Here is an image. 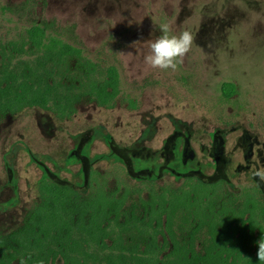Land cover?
<instances>
[{
  "label": "rangeland",
  "instance_id": "rangeland-1",
  "mask_svg": "<svg viewBox=\"0 0 264 264\" xmlns=\"http://www.w3.org/2000/svg\"><path fill=\"white\" fill-rule=\"evenodd\" d=\"M34 25L116 65L122 91L113 109L84 100L70 120L39 108L0 117V235L23 225L43 180L88 195L95 172L110 192L120 196L129 188L130 207L149 198L142 187L147 179L157 190L182 181L181 150L170 140L176 132L192 134L211 178L223 177L202 152L211 135L245 129L264 135V0H0V43ZM161 25L169 36L189 31L194 37L175 70L144 62ZM224 83L237 87L229 100ZM167 161L177 172L162 171ZM229 176L225 191L251 185L246 175Z\"/></svg>",
  "mask_w": 264,
  "mask_h": 264
},
{
  "label": "trees",
  "instance_id": "trees-1",
  "mask_svg": "<svg viewBox=\"0 0 264 264\" xmlns=\"http://www.w3.org/2000/svg\"><path fill=\"white\" fill-rule=\"evenodd\" d=\"M121 91L116 65L89 58L40 25L0 43V117L39 108L70 120L84 100L113 109ZM222 91L229 100L237 87L224 83ZM100 183L91 173L87 195L40 182L39 201L23 225L0 235V264H260L264 196L258 189L236 194L224 182L191 177L157 190L146 181L149 198L128 207L129 188L119 196Z\"/></svg>",
  "mask_w": 264,
  "mask_h": 264
},
{
  "label": "flooded vegetation",
  "instance_id": "flooded-vegetation-1",
  "mask_svg": "<svg viewBox=\"0 0 264 264\" xmlns=\"http://www.w3.org/2000/svg\"><path fill=\"white\" fill-rule=\"evenodd\" d=\"M228 125L231 124L228 123ZM170 140L175 150L178 148L181 150L182 157L179 159L177 167L182 171L177 172L175 168H172L171 161L164 164L162 171L177 172L178 177H181L182 180L178 186L185 179L191 177L207 183L224 182L230 185L232 184V178L229 174L246 175L251 182L249 187L258 189L264 196V181L253 174L258 168L264 167V135L249 132L247 129L236 135L222 133L220 130L211 135L210 146L205 147L202 145L201 147L202 152L207 153L208 157L211 158V162L214 163L215 175H223V177L217 178L205 175L203 166L197 160V154L192 148V134L176 132ZM147 173L150 176L153 175V172L149 170H147ZM147 180L152 182V177Z\"/></svg>",
  "mask_w": 264,
  "mask_h": 264
},
{
  "label": "clouds",
  "instance_id": "clouds-1",
  "mask_svg": "<svg viewBox=\"0 0 264 264\" xmlns=\"http://www.w3.org/2000/svg\"><path fill=\"white\" fill-rule=\"evenodd\" d=\"M160 31L162 35L155 41L150 42V50L144 57V62L154 69L175 70L177 60H182L191 50L194 37L189 31H183L178 36H169L168 25H161ZM253 174L264 181V167L258 168ZM256 255L260 264H264V237L257 241ZM21 264H24V262L21 261Z\"/></svg>",
  "mask_w": 264,
  "mask_h": 264
}]
</instances>
